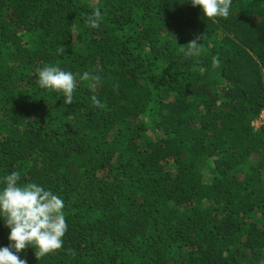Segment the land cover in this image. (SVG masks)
<instances>
[{
  "label": "trees",
  "instance_id": "trees-1",
  "mask_svg": "<svg viewBox=\"0 0 264 264\" xmlns=\"http://www.w3.org/2000/svg\"><path fill=\"white\" fill-rule=\"evenodd\" d=\"M47 66L75 76L71 104L39 87ZM263 110L264 0L226 19L190 0H0V178L59 195L68 226L27 264H264Z\"/></svg>",
  "mask_w": 264,
  "mask_h": 264
},
{
  "label": "clouds",
  "instance_id": "clouds-1",
  "mask_svg": "<svg viewBox=\"0 0 264 264\" xmlns=\"http://www.w3.org/2000/svg\"><path fill=\"white\" fill-rule=\"evenodd\" d=\"M193 7H199L204 19L228 18L233 0H190ZM101 13L94 11L87 18L90 27L100 24ZM197 42L189 43L185 49L188 56L196 54ZM61 51H63L61 49ZM214 60L213 64L218 65ZM84 80L89 78L84 73ZM92 87L100 82L99 76H92ZM37 83L43 90L63 95L65 104H71L77 88V80L71 71L56 66H47L38 72ZM96 106L104 105L93 97ZM21 173L12 171L0 178V220L9 230L7 246L0 247V264H27L20 253L33 247L36 257H44L61 248L67 231L64 216V201L51 190L37 183L21 184Z\"/></svg>",
  "mask_w": 264,
  "mask_h": 264
},
{
  "label": "rangeland",
  "instance_id": "rangeland-1",
  "mask_svg": "<svg viewBox=\"0 0 264 264\" xmlns=\"http://www.w3.org/2000/svg\"><path fill=\"white\" fill-rule=\"evenodd\" d=\"M264 124V110L261 112L259 118L255 121V126L260 127Z\"/></svg>",
  "mask_w": 264,
  "mask_h": 264
}]
</instances>
